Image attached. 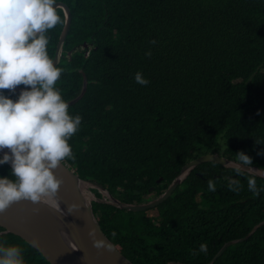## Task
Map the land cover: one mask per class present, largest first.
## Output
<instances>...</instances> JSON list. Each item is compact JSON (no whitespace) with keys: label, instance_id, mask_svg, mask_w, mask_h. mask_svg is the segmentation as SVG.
I'll return each instance as SVG.
<instances>
[{"label":"trees","instance_id":"16d2710c","mask_svg":"<svg viewBox=\"0 0 264 264\" xmlns=\"http://www.w3.org/2000/svg\"><path fill=\"white\" fill-rule=\"evenodd\" d=\"M56 2L68 7L71 22L55 88L68 102L80 92L81 72L87 79L84 96L68 107L82 121L68 139L72 157L62 160L78 178L124 203L141 204L206 154L241 163L235 154L243 151L248 166L264 171V0ZM58 15L61 21L45 33L52 60L64 25L60 9ZM84 43L87 48L76 50ZM136 72L150 83L136 84ZM0 92L13 101L18 96ZM4 176L16 179L8 164L0 166ZM249 179L258 194L249 190ZM92 211L132 264H208L224 243L264 220V179L204 163L153 209L133 213L92 202ZM2 232L0 247L21 248L24 264H49ZM201 243L207 253L193 255ZM213 264H264V225Z\"/></svg>","mask_w":264,"mask_h":264},{"label":"clouds","instance_id":"9594fccd","mask_svg":"<svg viewBox=\"0 0 264 264\" xmlns=\"http://www.w3.org/2000/svg\"><path fill=\"white\" fill-rule=\"evenodd\" d=\"M60 21L56 0H0V90L15 94L17 86H25L15 101L0 92V150L8 149L0 156V166L10 164L16 178L0 177V213L13 202L55 194L61 182L53 170L72 157L68 139L79 130L82 117L69 115L67 102L55 88L62 69L49 58L45 35ZM134 80L140 86L150 83L141 72ZM235 155L242 166L252 164L243 151ZM207 186L215 192L212 180ZM248 188L258 194L255 179H249ZM207 251V244L201 243L192 254ZM0 264H24L22 249L0 247Z\"/></svg>","mask_w":264,"mask_h":264},{"label":"water","instance_id":"95a60500","mask_svg":"<svg viewBox=\"0 0 264 264\" xmlns=\"http://www.w3.org/2000/svg\"><path fill=\"white\" fill-rule=\"evenodd\" d=\"M63 12L64 25L60 32L53 57L54 66L61 60L63 44L70 28V11L68 7L56 2ZM87 48L84 43L81 50ZM71 52H68L70 56ZM82 85L79 94L68 101V107L77 103L85 94L87 79L83 72ZM23 87L17 86L15 94L19 95ZM8 149L0 150V156ZM204 163H215L225 169L239 170L264 179V171L248 165H241L216 154H206L185 164L167 189L157 198L141 204H128L114 198L102 185L95 181H83L77 177L62 161L53 170L61 182L58 191L45 196L39 201L20 200L13 202L0 213L2 234H11L35 249L49 264H132L102 232L92 211V202L110 205L127 212H144L165 202L176 188L187 178L197 166ZM11 168L10 164H8ZM161 178L157 180L160 183ZM88 185L84 193L82 186ZM92 190L100 194L97 198ZM264 225V220L258 223L245 237L224 243L208 264L219 258L229 246L247 240L258 228ZM169 264H180L170 262Z\"/></svg>","mask_w":264,"mask_h":264},{"label":"bare ground","instance_id":"6f19581e","mask_svg":"<svg viewBox=\"0 0 264 264\" xmlns=\"http://www.w3.org/2000/svg\"><path fill=\"white\" fill-rule=\"evenodd\" d=\"M82 189H83L84 193L88 194V192H87L88 185L84 184V185L82 186ZM42 198H45V197H42Z\"/></svg>","mask_w":264,"mask_h":264},{"label":"built area","instance_id":"2783aa9c","mask_svg":"<svg viewBox=\"0 0 264 264\" xmlns=\"http://www.w3.org/2000/svg\"><path fill=\"white\" fill-rule=\"evenodd\" d=\"M63 162V161H62ZM65 164V163H64ZM66 165V164H65ZM67 166V165H66ZM68 167V166H67Z\"/></svg>","mask_w":264,"mask_h":264},{"label":"flooded vegetation","instance_id":"af4514ba","mask_svg":"<svg viewBox=\"0 0 264 264\" xmlns=\"http://www.w3.org/2000/svg\"><path fill=\"white\" fill-rule=\"evenodd\" d=\"M177 233V232H176Z\"/></svg>","mask_w":264,"mask_h":264},{"label":"rangeland","instance_id":"374dc122","mask_svg":"<svg viewBox=\"0 0 264 264\" xmlns=\"http://www.w3.org/2000/svg\"><path fill=\"white\" fill-rule=\"evenodd\" d=\"M151 196V195H150Z\"/></svg>","mask_w":264,"mask_h":264}]
</instances>
